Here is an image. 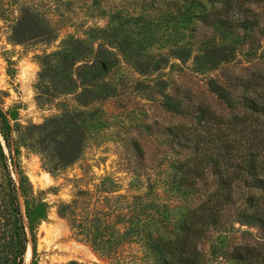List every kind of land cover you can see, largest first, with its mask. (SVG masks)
<instances>
[{
  "label": "trees",
  "instance_id": "obj_1",
  "mask_svg": "<svg viewBox=\"0 0 264 264\" xmlns=\"http://www.w3.org/2000/svg\"><path fill=\"white\" fill-rule=\"evenodd\" d=\"M260 17L250 0H0L10 42L50 44L61 36L53 50L34 55L35 101H54L57 112L19 125L9 123L14 111L0 108V264H25L28 240L30 264H38L36 230L51 206L43 191L33 190L19 148L35 151L50 174L78 162L113 121L102 104L124 88L122 65L141 76L133 85L145 98L187 122L160 131L169 155L154 166L138 140L126 138L125 186L84 168L68 180L70 198L53 206L70 235L107 264H203L198 244L244 188L234 221L256 228L262 240L218 249L213 257L264 264V61L226 84L207 81L226 114L203 104L188 111L158 77L171 61L198 74L214 70L254 43L252 30L264 33ZM207 178L212 188L174 214L172 198L186 200Z\"/></svg>",
  "mask_w": 264,
  "mask_h": 264
},
{
  "label": "rangeland",
  "instance_id": "obj_2",
  "mask_svg": "<svg viewBox=\"0 0 264 264\" xmlns=\"http://www.w3.org/2000/svg\"><path fill=\"white\" fill-rule=\"evenodd\" d=\"M250 6L260 14V20L264 21V0H250ZM131 7L132 5L129 6ZM133 7L135 8L134 5ZM97 24L101 25L102 21L98 20ZM7 26L6 21L0 19V108L2 111H14L15 119L9 118L10 124H40L44 118L55 114L57 108L54 101L43 104H37L35 101L34 83L38 66L34 55L41 53V50H53L61 36L50 44H14L8 39ZM252 38L254 43L251 46L244 44L233 58L209 72L198 74L178 61L169 62L158 73L164 90L172 94L188 111L203 104L210 106L215 112L226 114L227 108L209 89L207 81L212 79L217 83L226 84L232 78L245 77L255 71L264 61V33L254 29ZM120 71L126 82L124 88L118 96L107 99L102 104L107 114L113 116V121L99 139L86 145L78 162L59 173L50 174L41 166L39 155L35 151L19 148V160L33 190L43 191L40 197L51 204L46 219L36 230L35 256L38 264H67L69 261L107 264L97 258L86 244L70 235L64 220L56 215L54 203L70 198L72 184L68 180L79 177L83 168L95 176L110 174L125 186L129 179L121 168V158L131 156L130 149L126 147V138H136L142 148L145 162L154 166L160 162V156L169 155V150L159 144L163 136L160 131L166 126L187 122V119L178 114L163 110L157 100L145 98L141 89L133 85L134 80L140 79L141 76L124 65ZM145 126H148L149 130H146ZM199 188L197 193L186 200L172 198L173 213L183 210L186 206H194L203 193L212 188L210 178ZM245 192L244 188L239 189L235 202L225 209L220 225L208 228L205 238L198 244L203 264H222L220 257H213L218 249L229 250L237 244H255L262 240L256 228L234 221L239 198ZM19 201L22 208L21 198ZM27 244L31 253L28 259L24 257V261L25 264H30L31 241L28 240Z\"/></svg>",
  "mask_w": 264,
  "mask_h": 264
},
{
  "label": "bare ground",
  "instance_id": "obj_3",
  "mask_svg": "<svg viewBox=\"0 0 264 264\" xmlns=\"http://www.w3.org/2000/svg\"><path fill=\"white\" fill-rule=\"evenodd\" d=\"M30 253H31V250H30V247L27 248V251H26V259H28V257L30 256Z\"/></svg>",
  "mask_w": 264,
  "mask_h": 264
}]
</instances>
